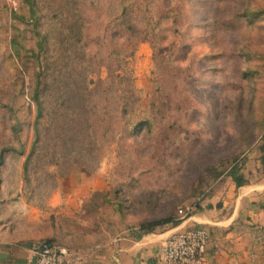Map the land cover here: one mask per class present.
Returning a JSON list of instances; mask_svg holds the SVG:
<instances>
[{
    "label": "rangeland",
    "instance_id": "obj_1",
    "mask_svg": "<svg viewBox=\"0 0 264 264\" xmlns=\"http://www.w3.org/2000/svg\"><path fill=\"white\" fill-rule=\"evenodd\" d=\"M120 1L81 0L92 18L86 38L97 92L89 101L98 105L91 120L97 146L93 152L76 149L77 158L56 165L49 162H56L59 144L42 143L26 174L36 140L37 105L30 93L41 67H22L10 45L13 36L26 38L21 49L34 62L27 48L35 45L34 34L20 18L27 13L25 0H0V153L10 148L0 166V216L16 229L31 226L67 247L78 246L82 237L106 240L125 230L135 236L141 223L174 211L187 216L221 188L236 159L249 182L264 175V0H122L133 7L129 17L139 30L106 33ZM38 3L45 20L52 18L54 1ZM121 44L128 55L134 51L128 61L145 113L136 110L128 118L153 122L151 130L136 135L126 133L116 113L128 93L116 90L117 79H107L109 53H121ZM105 100L107 114H99ZM207 167L210 174L224 175L205 178ZM90 188L104 192L84 203ZM83 190L90 194L69 203L68 191L76 196ZM83 203L91 208L80 214ZM26 208L39 213L37 225L25 223L31 213Z\"/></svg>",
    "mask_w": 264,
    "mask_h": 264
},
{
    "label": "trees",
    "instance_id": "obj_2",
    "mask_svg": "<svg viewBox=\"0 0 264 264\" xmlns=\"http://www.w3.org/2000/svg\"><path fill=\"white\" fill-rule=\"evenodd\" d=\"M53 1L54 4L51 6L53 16L47 21L45 20L46 16L43 12L44 6L42 7V4H39L38 0H25L28 7L27 13L20 16L26 30L29 28V31L34 34L33 40L35 45L31 47L27 44L28 52L31 53L30 55L34 62L31 63L26 61L27 58L22 52L21 47L24 45L23 40L26 38L21 40L13 36L10 41V45L16 52L15 55L18 58L16 59L15 57L14 60L19 61L22 67H26V69H33L35 66L38 68L39 66L41 67L33 74L36 84H32L33 89H31L30 93L33 98H35L37 105V112L34 120L36 140L24 165L26 174L29 171L31 161H33L36 154L39 153L38 151L42 143H45L46 146L47 143L50 144L49 148H52L51 144H59V147L57 146V149H55L56 162H53L54 160L49 162L50 164L56 163V165H59L61 161H70L74 159L72 156L77 158L78 152H76V149H78L79 153L82 148V151L92 150L93 152L98 144L95 131H92L93 128L91 123L93 115L97 113L95 111L98 105L91 103L93 101V96L97 92L93 88L95 80L92 78L93 71L89 64V62H91L89 53L90 42L88 38H86L92 18L87 14V11H82L81 0ZM128 4L129 2L120 1L117 6L119 12L113 14V16L109 18L107 26H105L106 33L115 29L117 33L127 31L133 32L132 34H134L139 30L135 21L129 17V14L133 12V7ZM46 7L50 9V4ZM27 14L30 15L29 18ZM36 15L38 18H35ZM113 24H115L117 28H114ZM11 28H13L15 32L19 30L17 26ZM20 33L23 34V32ZM123 37L125 36L120 35V38H117L121 39ZM143 40L139 41L141 42ZM123 48L124 46L121 44V53H115L113 50L109 53V57L111 61L114 62L115 67L113 69L111 68L112 66L110 65H112V62L106 65L109 73L107 79H117L118 87L116 90L124 88L126 93H128L127 98H122L117 105L115 103L116 113L117 117L124 118L125 121L123 125L126 129V133L128 132V135H136L140 130L146 127L151 130L153 122L147 116H143L135 121H131V119L128 118L130 113L136 110H139L141 114L145 113L140 108L141 90L136 86V80L128 61L129 57L134 55V51L132 54L128 55ZM113 49H119V47ZM42 58L45 59L44 65ZM100 59L101 61H105L103 58ZM118 72H120V74H118ZM41 76H43V80H41ZM105 90L102 93H105ZM98 93L100 92L98 91ZM90 100L91 102H89ZM107 102L108 100L104 101L105 107H101V111L98 112L99 114H102V109L105 113L108 107ZM102 119L105 120L104 118ZM87 134H89V138H85ZM65 137H67V140ZM67 145L70 146L69 152H67ZM9 151L10 148L8 147L2 149L0 153V166L4 164L6 155ZM52 154L54 153L52 152ZM236 160L225 174L231 176L237 187H240L248 183V180L242 173V168L237 166ZM80 161L84 163L83 159ZM262 161L264 164V158ZM72 162L73 161L68 162L69 165H71L70 163ZM211 172L212 169L207 167L203 172L204 177L207 178L206 176L210 175V178L218 180L224 175L222 172L210 174ZM97 192L100 193L101 191ZM90 206L91 203L90 205L85 204L83 210L85 209L87 213ZM201 209L202 206L200 202L186 217ZM183 219L182 216L174 211L163 217L145 221L140 224V233H137L135 237L138 238L144 233L152 232L157 229L177 226ZM42 240L54 241L55 239L47 238Z\"/></svg>",
    "mask_w": 264,
    "mask_h": 264
},
{
    "label": "crops",
    "instance_id": "obj_3",
    "mask_svg": "<svg viewBox=\"0 0 264 264\" xmlns=\"http://www.w3.org/2000/svg\"><path fill=\"white\" fill-rule=\"evenodd\" d=\"M90 190L92 194L83 190L76 196L68 191L66 197L69 203L72 200L81 202L90 194L84 201L87 203L93 193L104 192L100 188ZM84 203L80 205V214ZM201 206V210L193 212L177 226L157 229L138 238L128 230L116 236L109 235L106 240L101 239V235L100 238L85 240L80 237L78 246L68 248L81 255L78 264H159L161 246L172 233L201 225L210 228L212 232L205 264H244L248 261L264 263V175L240 187L228 176L221 188L201 202ZM26 209L31 213L24 214L27 219L25 223L37 225L39 213ZM2 217L0 264H31L32 244L41 241L46 235L27 225L24 229H16L12 221L6 222Z\"/></svg>",
    "mask_w": 264,
    "mask_h": 264
},
{
    "label": "built area",
    "instance_id": "obj_4",
    "mask_svg": "<svg viewBox=\"0 0 264 264\" xmlns=\"http://www.w3.org/2000/svg\"><path fill=\"white\" fill-rule=\"evenodd\" d=\"M181 213L183 210L180 211ZM186 218V216H183ZM212 240L211 229L195 226L172 233L162 244L159 264H205ZM31 264H78L81 255L58 241H36L31 247Z\"/></svg>",
    "mask_w": 264,
    "mask_h": 264
}]
</instances>
